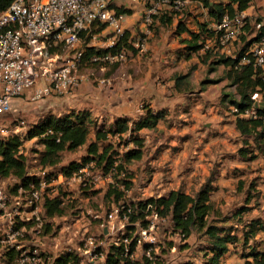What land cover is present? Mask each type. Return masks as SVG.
Segmentation results:
<instances>
[{
    "label": "rangeland",
    "instance_id": "374dc122",
    "mask_svg": "<svg viewBox=\"0 0 264 264\" xmlns=\"http://www.w3.org/2000/svg\"><path fill=\"white\" fill-rule=\"evenodd\" d=\"M226 1L212 0L215 4ZM117 2L122 5L119 10L126 14L127 27L147 38L146 51L135 50L126 61L107 64L104 70L86 64L80 69L82 79L76 88L38 102L31 101L29 92L16 99L12 110L0 118V128L7 130L5 134L0 131V135L18 134L23 141L21 150L28 163V176L41 177L48 171L49 179L56 180L52 195L60 197L66 206L64 216L47 218L42 214L44 228H48L40 239V251L45 254L43 260L51 264L57 256L72 251L82 258L81 264L92 261L106 264L114 246L137 242L132 255L136 264H203L210 248L207 229L194 230L185 239L170 217H156L155 209L150 208L140 217L137 204L168 196L174 190L196 196L207 187L214 208L209 225L227 230L237 238L222 264L253 262L250 254L254 247L264 252V139L258 143L254 136L238 132L231 108L234 101H240L238 86L227 75L230 67L221 60L236 58L240 52L248 50L255 38L251 22L264 18V0L251 1L247 10L250 24L237 41L227 44L229 52L224 53V46L219 42H216L218 51L206 48L207 41L215 37L216 22L210 18L209 10L199 3L177 13L161 11L149 26L152 34L146 36L137 23L141 15L139 8L129 0ZM191 33L200 34L205 40L203 55L193 52L186 56ZM106 36L105 26L95 27L83 36L81 47L90 45L101 49ZM54 50L64 57L70 53L63 45ZM180 77L184 79L178 90L176 79ZM102 80L106 83L102 84ZM157 80L164 85L166 96H156V106L148 99L138 104L145 95L142 84L152 83L157 87ZM176 92L185 94L188 101L180 100ZM125 97L130 98L128 102L133 108L134 115L130 118L144 114V106L165 112V118L156 129L141 132L146 141L141 159L124 162L123 155L135 148L130 136L111 137V154L117 159V165H124V170L106 174L92 162L72 178H63L62 183L59 176L63 167L80 162L87 155L88 145L94 140L92 133L87 145L62 153L57 166L48 168L42 164L44 146L38 138L30 139L29 132L47 116L59 117L88 109L100 117L99 124L110 126L114 122L111 114H117L115 109ZM101 118L104 119L101 121ZM185 130L188 137H183ZM20 183L14 176L0 178V185L10 191ZM114 191L116 193L110 195ZM117 193L123 194L118 203L115 202ZM125 206L130 210L122 214ZM116 209L118 213L110 218ZM133 215L136 221L131 219ZM252 223H259L263 229L250 245H244L243 233Z\"/></svg>",
    "mask_w": 264,
    "mask_h": 264
},
{
    "label": "built area",
    "instance_id": "2783aa9c",
    "mask_svg": "<svg viewBox=\"0 0 264 264\" xmlns=\"http://www.w3.org/2000/svg\"><path fill=\"white\" fill-rule=\"evenodd\" d=\"M139 8L137 23L143 35L149 36L154 18L161 11L180 12L191 2L185 0H129ZM117 0H14L0 14V118L9 113L16 99L31 93V101L38 102L56 94H66L76 88L80 80V69L88 61L87 47H81L85 34L93 28L105 26L106 41L101 49L103 55H93L90 62L118 64L127 60L135 50H147V38L127 27L126 14ZM246 11L233 16L225 14L214 26L215 37L210 38L207 48L216 42L225 48L230 41H237L248 23ZM253 36L240 65L261 69L264 79V18L251 22ZM131 34V36H130ZM63 45L69 54L55 52ZM102 84L106 80L101 81ZM253 106L241 110L232 105L234 115L242 119L263 118L258 109L264 108V94L251 95ZM263 104V106H262ZM262 107V108H261ZM2 133L7 130L0 128ZM50 173L43 172L36 183L33 174L28 189L19 187L15 193L0 185V264L16 253L17 264H46L44 252L40 251V239L45 235L42 221L44 196L52 197L56 180H50ZM73 177V176H72ZM69 177V178H72ZM62 174L59 179L63 183ZM66 178V179H69ZM65 182V181H64ZM27 195V196H26ZM24 196L27 200H24ZM118 209L110 214L114 218ZM158 217V214H155ZM28 225H32L28 228ZM153 242V239L150 240ZM90 264H94L92 261Z\"/></svg>",
    "mask_w": 264,
    "mask_h": 264
},
{
    "label": "trees",
    "instance_id": "16d2710c",
    "mask_svg": "<svg viewBox=\"0 0 264 264\" xmlns=\"http://www.w3.org/2000/svg\"><path fill=\"white\" fill-rule=\"evenodd\" d=\"M13 1L0 0V14ZM185 1H190L191 3L189 5L194 3L203 5L209 10L210 18L218 23L223 19L225 14L233 16L237 12L248 10L252 0H227L225 4H215L212 0ZM119 12L123 13L124 11L120 10ZM182 29V31H186V29ZM191 34L190 41L187 42L186 46L190 52L189 55L193 54V52L199 53V51L204 49L203 43H205V40H203L200 34ZM211 48L213 49L214 46L207 49L210 50ZM106 52V50H96L93 47H87V65H97L101 68L103 64L90 62V58L93 55H103ZM244 53L240 52L236 58H225L221 60V63L230 67L227 75L238 86L240 101H234L233 103L241 110L253 106V101L251 100L253 93L260 92L264 94V79L261 76V69H255L253 66L248 65H240ZM204 61H206V58ZM182 79L184 77L176 79V87L178 90H181L180 83ZM143 108L144 114L138 118L119 117L110 126H105L103 123L99 124L98 119L87 110L59 117L51 114L29 132V137L30 139L38 138L41 141L44 146L42 164L51 168L57 166L61 160L62 153L76 151L87 145L90 136L92 133L94 134V140L88 145L87 155L80 162H71L68 166L63 167L62 175L65 178L72 177L74 173L85 169L92 162L102 167L106 174L114 173V171H122L125 168L124 165H117V159L111 154L113 146L110 143V138H122L128 134L131 144H134L135 148L123 155L124 162L128 163L136 159H141L146 144L145 138L141 136V132L143 130L156 129L160 121L165 118V112L162 110L157 111L148 106H144ZM258 113L260 116H264V108L258 109ZM236 128L243 136H254L258 143L260 142L259 140L264 139L263 118L242 119L238 117L236 120ZM22 145L23 141L18 134L10 136L0 135V178L7 179L14 176L21 180V183L11 190L13 193L19 187L28 189L31 182V178L28 176V163L21 150ZM39 178V176H34L36 183L39 182ZM113 193H116V191L110 193V195ZM210 195L211 191L207 187L200 190L196 196L181 190H174L168 196L150 198L139 202L137 208L140 210V217H142V214L148 208L151 210L155 209L160 217H170L174 227L181 232L185 239H188L194 230L202 232L204 229H207L206 234L209 236L210 248L209 254H207L203 264H222L224 256L230 250V245L234 244L237 238L235 234L227 230L209 225V217L214 211ZM44 197L45 217L53 218L65 215L66 206L60 197L56 195L51 198L48 196ZM122 199V193L115 195V202L118 203ZM129 210V207L125 206L121 212L124 214V212H128ZM131 219L133 221L137 220L134 215ZM249 225L248 230L243 233L244 245H250V241L256 238L259 231L263 229V226H260L259 223ZM31 227L32 225H28V228ZM44 230L47 231L48 228ZM136 244L137 242L134 244L131 243L129 246L124 244L114 246L113 250L107 255L106 264H136L132 259ZM250 256L253 258V262L246 261L245 264H264V252H261V250H256L254 247ZM15 259L16 253L12 252L9 260H6L5 264H17ZM47 263L48 260H46ZM81 263L82 258L79 254L72 251L62 253L51 262V264ZM184 264L194 263L185 262Z\"/></svg>",
    "mask_w": 264,
    "mask_h": 264
},
{
    "label": "crops",
    "instance_id": "0c3cea01",
    "mask_svg": "<svg viewBox=\"0 0 264 264\" xmlns=\"http://www.w3.org/2000/svg\"><path fill=\"white\" fill-rule=\"evenodd\" d=\"M151 34H152V32H151ZM150 34V35H151ZM149 35V36H150ZM210 42V40H208L207 41V43H209ZM185 47V46H184ZM174 48L176 49V47L174 46ZM227 48H228V46L227 47H225L223 50H222V52L224 53V52H229L228 50H227ZM147 49H148V45H147ZM174 49V50H175ZM186 50V49H185ZM187 51V50H186ZM216 51H218V50H216ZM140 53H142V52H140ZM189 51H187V53H186V56H188L189 55ZM203 53H205V49H202L201 51H199V54L200 55H203ZM209 62H210V60H209ZM208 62V63H209ZM156 84V86L157 87H154V86H152V83H149L148 85L147 84H142V91L143 92H145V95L143 96V97H141V99L140 100H138V104H140V101H142L143 99H148V100H150L152 103H153V105L154 106H156V103H155V97L156 96H158V95H165L166 96V94L164 93V92H166V89H164V85L163 86H161V84L160 83H158V80L155 82ZM164 89V90H163ZM156 92V93H155ZM176 94H178L177 92H176ZM178 97H180V100H182L183 102H186V101H188L187 100V96L185 95V94H178ZM127 97H125V98H123V102H120V105H119V107L117 108V109H115V112L117 113L115 116H113L112 114H111V116H112V120L114 121L116 118H119V117H131L132 115H134V113H132V110L131 109H133V108H131V104H130V102H128L129 101V99L130 98H128V99H126ZM124 99H126V100H124ZM133 106V105H132ZM154 110H157L156 108H153ZM85 110H87V111H90L91 113H92V110H88V109H85ZM140 110V109H139ZM140 111H142V110H140ZM94 115V117L95 118H97V119H99L100 117L98 116V115H95V114H93ZM142 115H143V113H142ZM235 116V115H234ZM236 117V116H235ZM104 118H101V121L103 120ZM231 120V119H230ZM236 120H237V117H236ZM233 121V120H232ZM234 122V124L236 125V122H235V120L233 121ZM159 126V125H158ZM143 131H145V130H143ZM239 132V131H238ZM184 134L183 135H185V136H183V137H188L189 136V134H186L187 133V130H185L184 132H183ZM143 135H145V134H143ZM198 138V137H197ZM227 255V254H226ZM225 255V256H226Z\"/></svg>",
    "mask_w": 264,
    "mask_h": 264
},
{
    "label": "water",
    "instance_id": "95a60500",
    "mask_svg": "<svg viewBox=\"0 0 264 264\" xmlns=\"http://www.w3.org/2000/svg\"><path fill=\"white\" fill-rule=\"evenodd\" d=\"M262 106H263V104H262ZM262 108V107H261Z\"/></svg>",
    "mask_w": 264,
    "mask_h": 264
}]
</instances>
